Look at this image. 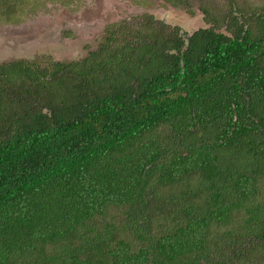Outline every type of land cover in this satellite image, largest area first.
I'll list each match as a JSON object with an SVG mask.
<instances>
[{
  "label": "trees",
  "instance_id": "16d2710c",
  "mask_svg": "<svg viewBox=\"0 0 264 264\" xmlns=\"http://www.w3.org/2000/svg\"><path fill=\"white\" fill-rule=\"evenodd\" d=\"M207 3L0 62V264H264V3Z\"/></svg>",
  "mask_w": 264,
  "mask_h": 264
},
{
  "label": "rangeland",
  "instance_id": "374dc122",
  "mask_svg": "<svg viewBox=\"0 0 264 264\" xmlns=\"http://www.w3.org/2000/svg\"><path fill=\"white\" fill-rule=\"evenodd\" d=\"M208 6H227L228 0H203ZM243 5L263 4L264 0H237ZM17 21L0 20V62L30 58L71 60L86 56L97 47L109 25L134 23L145 13L170 25L192 32L205 26L202 0H188L185 7L164 0H23ZM249 6V5H248ZM17 13V10H16Z\"/></svg>",
  "mask_w": 264,
  "mask_h": 264
}]
</instances>
